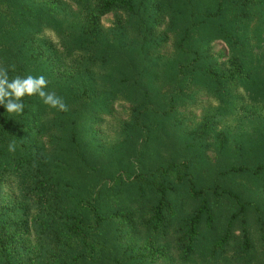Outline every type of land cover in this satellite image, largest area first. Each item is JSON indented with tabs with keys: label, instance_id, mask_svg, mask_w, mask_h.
I'll return each mask as SVG.
<instances>
[{
	"label": "rangeland",
	"instance_id": "obj_1",
	"mask_svg": "<svg viewBox=\"0 0 264 264\" xmlns=\"http://www.w3.org/2000/svg\"><path fill=\"white\" fill-rule=\"evenodd\" d=\"M131 1L132 17L120 10L103 17V33L87 40L89 54L72 65L81 69L77 77L61 80L39 63L27 62L20 69L25 76L43 75L48 81L45 90L55 92L68 106V111L51 109L37 96L36 110L30 113L28 131L23 133L26 145L46 163V176L60 183L61 222L79 211L91 223V215L78 210L76 200L93 196L101 215L108 218L100 228L87 231L95 246L91 256L67 229L58 231V246L49 237L48 249L40 254L44 235L37 223L31 224L25 238L32 253L26 260L29 264L32 259L33 264H116L117 260L144 264L148 240L175 245L186 217L199 206L200 200L188 191L192 181L205 193L214 221L208 228L202 219L197 252L189 261L174 264H263L264 170L257 175L228 169H254L264 160V0H254L247 16L238 0ZM30 3L39 4L0 0V12L6 14L0 18V29L10 31L9 36H0L2 63L28 59L21 38L13 47L2 48L3 38L15 34L7 21L8 8L13 13L14 8ZM64 20L59 28L70 38L78 36L74 18ZM43 30L59 45L56 32ZM234 59L244 68L239 76H231ZM68 61L61 58L58 69L67 71ZM196 65L211 66L224 83L195 71ZM104 97H111L109 105ZM183 163L188 164L183 172L187 175L176 182L175 173ZM167 168L164 175L162 170ZM137 174L161 179L170 187L173 213L164 219L160 233L151 223L145 226L156 195L133 181ZM6 183L0 200L10 198L19 204L22 198L16 182ZM215 186L252 203L245 211L249 251L241 246L239 218L231 224L227 243L221 249L214 247L231 213L238 210L234 199L215 197ZM36 216L32 210L31 221ZM170 261L172 256L166 260Z\"/></svg>",
	"mask_w": 264,
	"mask_h": 264
},
{
	"label": "trees",
	"instance_id": "obj_2",
	"mask_svg": "<svg viewBox=\"0 0 264 264\" xmlns=\"http://www.w3.org/2000/svg\"><path fill=\"white\" fill-rule=\"evenodd\" d=\"M3 1V0H1ZM36 3L23 4L19 8H8L7 21H10L15 33L9 39H4L3 48L13 47L18 39L21 38L22 50L28 54V59L24 63L18 62H0L8 70L9 78L15 76L26 77L25 69L27 62L39 63L45 65L50 75L68 80L81 74V69H73L72 65L81 63L83 56L89 54L87 40L97 39L102 32L101 21L112 11L120 10L126 17L130 18L134 14V6L131 0H31ZM240 6L248 14L249 6L255 4L254 0H238ZM37 5V6H36ZM27 10V12L25 11ZM59 15V16H58ZM62 15V17H60ZM5 13L0 12V18H4ZM60 17V18H59ZM65 19L74 18L67 21L80 29L78 36L70 38V34L64 29L59 28L60 22H66ZM50 29L56 32L59 45L45 36L43 29ZM0 29V36L7 37L10 31ZM11 41V42H10ZM20 44L18 46H20ZM60 47L61 49L57 48ZM1 51V50H0ZM196 56V55H195ZM61 58L69 60L70 66L67 71L59 68ZM195 59H200L196 56ZM195 64V63H193ZM234 68L231 76H239L244 69L241 62L234 59ZM14 69V70H13ZM195 71L201 70L215 81L223 82V77L215 72L209 65L194 67ZM14 71H17L16 73ZM224 83V82H223ZM111 97H104L102 100L106 105L111 103ZM25 105L22 114H9L4 106L0 105V196L3 187L7 185L6 181H15L18 194L22 200L19 204L14 203L13 199L0 200V261H7L8 264H29L26 258L30 257L32 250L29 249L25 234L33 223H37L40 228L41 245L39 253L43 254L48 249L47 244L50 242L49 237H54L56 246L58 240H61L59 230H68L70 236L79 239L80 244L86 248L91 256L95 251V246L89 241L87 231L100 228L107 217L101 215L100 208L96 203V197L87 199L79 198L76 200V207L80 211H87L92 217L91 223H86L84 216L78 211L69 220L61 222V213L63 212V198L61 197L60 183L54 178L49 179L46 176V163L38 158V154L30 149L23 140V133L28 131L31 119L30 113H34L37 106V96H26L23 100ZM103 103V104H104ZM69 118V115H66ZM71 136L75 137L72 132ZM16 142V151H8V144ZM188 164L183 163L175 173V181L182 182L185 179ZM168 168L162 170L167 175ZM264 170V160L254 169L246 166H231L228 171L242 172L250 171L259 174ZM7 179V180H6ZM132 179L142 187H150L156 195L155 204L152 209L151 219L145 222V226L152 228L160 233L163 231L161 226L164 219L173 213L169 199L170 187L161 179H150L142 175H133ZM188 191L191 197L200 200L199 206L194 212L186 217L184 226L180 229L176 244L166 246L160 244L157 238H152L144 245L146 252L143 253L144 264H174L176 261L187 262L193 253L197 252L196 244L199 226L204 219L206 227H212L214 216L211 211L209 201L203 190L196 189L193 182L189 181ZM213 193L216 198L227 196L234 199L238 210L233 211L230 215L228 225L224 234L214 243L215 248L221 249L227 243L230 237L232 222L239 218L242 232V249L249 251L251 249V240L247 232V222L245 218L246 207L252 203L241 202L239 196L232 190L215 186ZM36 211L37 216L31 221L30 212ZM61 222V223H60ZM65 224V228L63 227ZM34 225V224H33ZM161 229V230H160ZM158 235V234H157ZM260 239L263 242L264 264V230L262 229ZM168 247H171L170 250ZM177 250V251H176ZM176 252V255L175 253ZM39 254V255H40ZM27 256V257H26ZM172 256V261L166 262ZM38 257V255H37ZM77 260V259H76ZM32 264L34 263L32 259ZM147 262V263H146ZM116 264H124L117 260Z\"/></svg>",
	"mask_w": 264,
	"mask_h": 264
},
{
	"label": "clouds",
	"instance_id": "obj_3",
	"mask_svg": "<svg viewBox=\"0 0 264 264\" xmlns=\"http://www.w3.org/2000/svg\"><path fill=\"white\" fill-rule=\"evenodd\" d=\"M48 81L43 75L38 77L27 75L9 78L8 69L0 66V105L4 106L9 114H22L24 110L23 100L26 96H39L42 102L51 109L68 111V106L55 92H48ZM8 151H16V142L8 144Z\"/></svg>",
	"mask_w": 264,
	"mask_h": 264
}]
</instances>
